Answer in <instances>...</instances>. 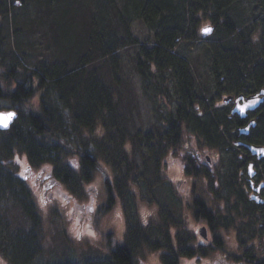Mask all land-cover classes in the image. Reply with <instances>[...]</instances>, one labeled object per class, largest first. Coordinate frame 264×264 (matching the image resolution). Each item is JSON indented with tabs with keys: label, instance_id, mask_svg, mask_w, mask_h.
<instances>
[{
	"label": "trees",
	"instance_id": "trees-1",
	"mask_svg": "<svg viewBox=\"0 0 264 264\" xmlns=\"http://www.w3.org/2000/svg\"><path fill=\"white\" fill-rule=\"evenodd\" d=\"M236 1L92 0L89 10L81 13V8H77L79 0H0V56L2 60H8L0 74V99L9 104L1 108L18 113L10 129L0 133V165L5 159L22 153L33 167L47 165L58 183L77 191L76 188L95 178L97 169L104 166L103 160L111 168L104 172L109 193L104 212L112 208L116 196L120 199L125 197L130 204V208L124 210L127 214L126 231H129L124 234L126 241L112 244L114 236L109 233L107 242L110 247L102 250L105 256L100 258L97 252L98 259L84 260L82 264H140L146 249L160 251L162 264L178 263V257L170 255L173 254V246L168 239L169 228L173 225L182 227L184 222L180 213L184 212L186 203L167 197L166 204H162L161 197H146L149 203L157 206L158 214L152 224L143 225L136 201L132 195H127L126 182L136 170H140L148 179L163 183V154L169 146L176 145L174 140H180L182 121L194 127L202 138L214 142L212 129H207L204 121L187 110L193 103L196 84L191 64L177 52V47L185 41L194 42L198 38L199 27L206 21H212L216 25L215 31L226 40L224 43H229L230 36L234 37L233 34L241 27L239 20L242 16L235 17L229 11L233 10L231 5ZM259 3L264 4V0ZM24 13L33 15L26 20L21 16ZM115 19L120 28L117 24L108 23V20ZM80 21L83 23L78 39H70L63 45V39L76 31ZM136 21L150 29L146 40L134 34L132 27ZM5 28L10 31L6 33ZM31 31L47 38L46 51L34 53V43L28 44L29 40H26L33 37ZM59 32L62 34L57 42ZM13 35L18 38V43L11 45L9 42ZM237 35L238 39L234 38L241 43H237L240 47L234 52L239 58L244 56L242 50L247 46L242 40V31ZM211 44L206 47V52L211 58L212 71L229 68L235 57L227 59L220 49H211ZM8 45L9 55L5 50ZM127 46L137 47L135 70L145 83V92L153 90L157 97L176 96L177 99L178 107L168 112L167 118L160 120L161 126L154 125L153 130L137 127L132 130L126 122L131 117L128 108L130 113L133 102L132 95L123 94L122 87L126 86V81L119 58L120 49ZM23 59L27 65L22 64ZM217 59L220 62L225 60L222 67L214 62ZM169 82L173 83L175 95L170 93ZM3 85L9 87L4 88ZM37 95L40 101L35 107L33 99ZM71 133L79 136L84 148L93 143L96 147L94 153L89 155L81 151L70 140ZM136 150L141 156L140 165L134 161ZM15 183L24 194L25 201L30 203L33 220L42 223L32 187L26 178L18 175ZM2 185L3 182L0 194ZM5 225L7 228V223ZM17 235L10 232L3 237L6 242L0 240V256L8 264H33L40 250H34L32 244L36 241L27 242ZM65 235L71 245L72 240L67 233ZM188 235L184 232L180 236L179 251L186 253L191 250ZM256 246L253 243L250 250H256ZM52 264L80 263L63 261Z\"/></svg>",
	"mask_w": 264,
	"mask_h": 264
},
{
	"label": "rangeland",
	"instance_id": "rangeland-1",
	"mask_svg": "<svg viewBox=\"0 0 264 264\" xmlns=\"http://www.w3.org/2000/svg\"><path fill=\"white\" fill-rule=\"evenodd\" d=\"M90 5H92V0H79L77 8L78 10L81 8L80 12L82 13L85 10H89L88 6ZM257 5V0H237L231 5L233 10L229 9V11L235 17L242 16L239 20V24L241 27H244L248 20L257 18L262 21L264 19V13H262L263 10ZM19 8V10H22V7ZM32 15L33 13H24L21 16L23 19L25 17L27 20ZM82 23L83 21L78 22L79 27H76V31L71 32L66 39H63V45L70 39H78V33L81 34L82 32ZM108 23L113 25L117 24L120 28L117 19H115V21L108 20ZM204 24L205 23L199 27V37L196 40H193L194 42L185 41L177 47V52H179L191 64L190 68L194 74L193 80L195 81L196 86L201 88L204 86L209 87L211 85L209 80L211 79L210 76L213 75L211 58H208L209 54L206 52V47L211 43L222 44L226 41L221 36L222 34L218 32L212 31L211 33L204 34L201 30V27ZM209 25L210 24H205L204 26L208 27ZM132 30L141 40H146L150 35V29L141 21H136L133 24ZM4 31L8 33L10 30L5 28ZM58 31H61V29ZM31 32L34 33L33 37L26 38L29 42L25 39L24 41L28 42V44L31 42L34 43L32 46L35 47V54L46 51L45 46L47 42H45V40L47 38L42 37L41 33H37V31ZM61 34L62 32L57 33V42L59 35ZM121 35L122 33L119 32V37H121ZM17 39L16 35H13L9 43H11V45L18 43ZM231 41L234 42L235 39L229 38V42ZM40 44L42 45L39 46ZM9 49V45L8 47H5L6 54L8 55L10 53L8 52ZM137 51V47L135 46H127L120 49L121 56L119 60L123 67L126 81V86L122 87L124 88L123 94L129 96L132 95L130 97L133 102V107L132 104L130 106V113L128 108V114L131 115V117L128 118L126 122L129 123L132 130L136 127L147 130L154 125L160 127L161 124L159 123V120L163 118L166 119V114L175 110L178 107V104L177 99L175 98L176 96L160 98L152 93L153 90L145 92V83L135 70ZM2 61H4V66L2 65ZM7 62L8 60H2L0 56V74L2 69L7 66ZM23 63L25 65L28 64L25 59H23L22 64ZM168 86L169 89H171L170 93L175 95V92L173 91V83L169 82ZM3 87L8 88L9 86L3 85ZM205 90L208 91V95L206 96L211 97L213 94L211 88L209 87V90ZM39 101V96L37 95L33 99L35 107L38 106ZM8 105L7 102L0 99V111H4V109L1 108L2 106L5 107ZM201 121H204L207 124L209 118H205L204 120L201 119ZM70 140L77 145L81 151H86L89 155L92 152L94 153L96 149L93 143L89 144L87 148H84L81 145L79 136L75 133L70 134ZM200 140L198 134L194 131V127L189 124H184L180 140H174V142L178 141L177 144L175 146H169L166 149L165 154H163L164 161H166V168L164 171L169 177L168 180L163 181L161 184H157L160 181L151 180V178L148 179L146 174L140 170H136L131 175V178L127 180L126 185L128 188L126 190L128 191V194H126L132 195L133 200L136 201L141 223L143 225L149 226L152 224L153 219L151 220L150 218H156L158 213L157 206L154 203H149L146 200V197H161L162 200L160 201L162 204H166L165 198L167 200V197H170V199L174 198L175 201L177 198L186 203L187 200L185 199H188V197L184 195V190L181 188L185 189L190 186L193 181V178L187 175L185 170L187 171L189 168L192 169V164L196 162L195 150L197 148L199 149L201 143ZM204 151L206 152H204L205 154L211 153L209 149H204ZM213 155H216L215 152ZM218 155H220L219 164L221 163L222 165L220 170H225L226 168L231 169V167L235 169V165L232 164V162H234L232 159L234 158L231 157V155H226L223 151L222 154L220 153ZM134 161L135 163L138 162L139 165L142 163L139 151H137L136 156L134 155ZM3 162L4 163L0 165V181L3 182L0 194V222L2 221V225L0 226V240L9 235L10 232L13 234L17 233V237L20 235L19 237L27 242L35 240L36 243L34 242L35 244H31L34 247V250H40L36 253V258L33 264H52L63 261L79 262L82 264L84 260L98 259L97 252L99 253V257L102 258L105 256V252L102 250L110 247L107 242L109 233H112V236H114V239L111 241L112 244H115L116 242L124 243L126 241L124 240V234L126 231L127 214L124 213V210H126L130 204H128L125 197H121L120 199V197L116 196L112 208L104 212L105 204H107L109 199L107 179L104 172L111 168L103 160L101 162L104 166L100 165L101 169H97L95 178L85 183V186L81 185L82 187H78L79 189L76 188L77 191L71 190L68 185L63 183H60L59 185L53 183L54 186L45 188L44 185H42L43 182L38 179V173H43V169L47 172L49 168H47V165L33 167L29 163L27 157L22 153L16 154L14 157H10L7 160L5 159ZM49 171L51 173L53 172L52 169H49ZM107 171L109 172V170ZM124 174H126V172ZM18 175L21 177L26 176L29 186L32 187L33 199L39 207V212L42 216V223H37L33 220L32 215L30 214L32 211L28 205L30 203L29 201H25L24 194L20 192V187L15 183L18 180ZM42 176L43 174H41V178ZM74 179L77 180V177ZM181 179L185 180V182H179ZM206 185H208L207 182L200 185L203 187L201 189L202 195L207 194L204 188L207 191H210L209 186ZM172 186L178 187V192L176 188L171 189ZM205 197L208 198L209 196L205 195ZM22 200L25 201L27 206L23 204ZM186 205H184L185 210L183 214L181 215L180 213L182 221L187 222L189 220V223L192 222V226L194 225V222H196V226L198 223L196 219L192 215L189 216L185 213L186 207L188 206ZM148 211H151V215ZM184 213L186 216H184ZM233 219H235V217H233ZM6 223L8 229L6 228ZM3 230L6 232H2ZM23 231L25 232L24 235L19 234L23 233ZM153 231L156 232L155 230ZM128 232L126 231V233ZM66 233L73 242H70L71 245H69V242L66 239ZM156 233L160 234L158 231ZM2 241L6 242L7 239H3ZM256 244V250L262 249L258 242ZM227 247L231 251L239 249L238 242L235 241L232 243L228 242ZM85 251L89 252L86 253ZM144 252L142 253L140 264H162L160 251H149V249H146ZM182 260L183 258H181L180 264L182 263ZM0 264H8V262L4 257L0 256Z\"/></svg>",
	"mask_w": 264,
	"mask_h": 264
},
{
	"label": "flooded vegetation",
	"instance_id": "flooded-vegetation-1",
	"mask_svg": "<svg viewBox=\"0 0 264 264\" xmlns=\"http://www.w3.org/2000/svg\"><path fill=\"white\" fill-rule=\"evenodd\" d=\"M257 1V6L264 13V4L259 3L261 0ZM205 24H210L212 31L216 32L212 21ZM203 26L201 30L206 27ZM241 31L247 46L242 50V57L238 58L234 52L239 50L237 43H241L236 40L210 45L211 49H220L227 59L235 57L233 60H236L229 64V68L212 71L209 80L213 93L211 97L206 96L208 86L201 88L195 85V106L187 107V110L197 114L199 120L209 118L205 127L212 129L211 135L215 139L209 142L198 135L201 143L195 150L196 162L192 164V169L185 170L193 178L190 186L181 188L188 197L185 199L188 205L185 213L192 215L198 223L195 226L194 222L193 227L188 220L182 227L173 225L169 228L168 239L173 246V254L170 255L178 257L177 264H180L181 258V264H261L264 260V249L250 250L253 243L264 244V19L248 20L246 26L238 27L233 36L238 39L237 34ZM224 61L217 59L214 62L222 67ZM196 106L198 108L195 109ZM204 149H209L211 153L205 154ZM222 151L234 158L235 163L232 164L235 169L220 170L222 165L219 164L218 154ZM163 162L161 174L162 181H165L169 177L164 171L166 161ZM38 179L45 188L54 186L53 183L60 184L45 169L43 173H38ZM205 182L210 191L204 188L207 194L202 195L203 187L200 185ZM175 188L178 189L171 187ZM184 232L189 234L191 248L186 253L177 247ZM234 241L238 242L239 249L231 251L227 243Z\"/></svg>",
	"mask_w": 264,
	"mask_h": 264
},
{
	"label": "snow or ice",
	"instance_id": "snow-or-ice-1",
	"mask_svg": "<svg viewBox=\"0 0 264 264\" xmlns=\"http://www.w3.org/2000/svg\"><path fill=\"white\" fill-rule=\"evenodd\" d=\"M203 31H204L205 33H209V32L212 31V29L209 28V27H205V28L203 29ZM14 116H15L14 113L0 114V127H5V128L8 127V124H9L10 120H11Z\"/></svg>",
	"mask_w": 264,
	"mask_h": 264
},
{
	"label": "water",
	"instance_id": "water-1",
	"mask_svg": "<svg viewBox=\"0 0 264 264\" xmlns=\"http://www.w3.org/2000/svg\"><path fill=\"white\" fill-rule=\"evenodd\" d=\"M209 28H211L212 30H213V27L212 26H208ZM204 29V28H203ZM202 32L204 33V34H208V33H205L203 30H202ZM212 32V31H211ZM211 32H209V33H211ZM6 113H14L15 114V116L10 120V122H9V124H8V127H0V129H7V128H9V126H10V123H12V121L16 118V116H17V112H15V111H8V112H0V114H6ZM258 148V147H257Z\"/></svg>",
	"mask_w": 264,
	"mask_h": 264
},
{
	"label": "bare ground",
	"instance_id": "bare-ground-1",
	"mask_svg": "<svg viewBox=\"0 0 264 264\" xmlns=\"http://www.w3.org/2000/svg\"><path fill=\"white\" fill-rule=\"evenodd\" d=\"M193 94H194V90H193ZM195 97H196V96H195V94H194V96H193V98H192V99H193V103H192V105H188V107H193V106H195ZM192 99H191V100H192ZM190 102H191V101H190ZM196 108H198V106H196L195 109H196ZM188 112H190V111L188 110ZM196 115H197V114H196ZM179 119H180V118H179ZM182 122H183V124H185V121H182ZM159 123H161L160 120H159ZM181 124H182V123H181ZM183 126H184V125H183ZM153 127H154V126H151V130H153ZM176 144H177V142H176Z\"/></svg>",
	"mask_w": 264,
	"mask_h": 264
}]
</instances>
